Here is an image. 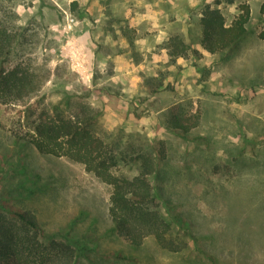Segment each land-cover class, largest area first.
Returning a JSON list of instances; mask_svg holds the SVG:
<instances>
[{
  "label": "rangeland",
  "instance_id": "obj_1",
  "mask_svg": "<svg viewBox=\"0 0 264 264\" xmlns=\"http://www.w3.org/2000/svg\"><path fill=\"white\" fill-rule=\"evenodd\" d=\"M242 4L251 9L244 39L204 49L203 7L220 8L231 23ZM0 16L25 34L16 60L40 84L22 103H0L1 192L14 205L34 211L48 234L91 238L102 264H211L192 239L180 252L153 236L130 244L113 228L111 185L26 142L43 108L96 112L91 129L115 153L153 159L150 179L167 217L188 219L220 264H264V0H0ZM175 36L188 46L177 57ZM173 110L199 115L190 139L166 127ZM143 159L132 167L119 159V173L134 174ZM75 264L91 263L80 256Z\"/></svg>",
  "mask_w": 264,
  "mask_h": 264
},
{
  "label": "trees",
  "instance_id": "obj_2",
  "mask_svg": "<svg viewBox=\"0 0 264 264\" xmlns=\"http://www.w3.org/2000/svg\"><path fill=\"white\" fill-rule=\"evenodd\" d=\"M250 15L249 4H242L231 23H227L220 8L205 5L200 17L201 46L211 53L237 46L248 33ZM24 35L20 27L0 16V103L3 104L22 103L40 87L34 72L22 60H16L25 43ZM259 37L264 39V29ZM170 45L173 46L170 52L173 57L184 55L188 50L178 36L170 40ZM97 114L88 111L82 116H66L43 108L26 142L43 155L66 156L85 164L87 171L111 185L109 213L113 228L130 244L140 246L147 237L153 236L162 248L180 252L187 245L186 239H192L211 264H220L215 255L199 245L188 219L182 214L169 218L163 213L160 195L150 179L157 169L153 159L140 156V151L115 153L112 145L91 129ZM198 123V114L182 110L170 111L166 118V127L184 139H190L189 133ZM141 157L144 161L137 172L131 175L119 173V159L132 167ZM3 170L0 164V175ZM1 187L0 182V264H75L80 256L91 264H102L90 254L91 250L98 249L96 244H89L91 238L72 230L60 235L46 233L36 213L14 205L11 200L15 197L9 192H1ZM103 254L115 260L126 257L121 252L104 251Z\"/></svg>",
  "mask_w": 264,
  "mask_h": 264
},
{
  "label": "crops",
  "instance_id": "obj_3",
  "mask_svg": "<svg viewBox=\"0 0 264 264\" xmlns=\"http://www.w3.org/2000/svg\"><path fill=\"white\" fill-rule=\"evenodd\" d=\"M204 54H206V55H210V53L209 52H207V51H205L204 49H203V51H202ZM184 71V70H183Z\"/></svg>",
  "mask_w": 264,
  "mask_h": 264
}]
</instances>
